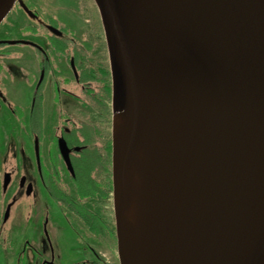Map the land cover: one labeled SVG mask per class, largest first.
<instances>
[{
  "label": "water",
  "instance_id": "95a60500",
  "mask_svg": "<svg viewBox=\"0 0 264 264\" xmlns=\"http://www.w3.org/2000/svg\"><path fill=\"white\" fill-rule=\"evenodd\" d=\"M15 2L0 0V24ZM96 3L113 110L128 120L118 164L113 130L120 264L122 199L151 98L228 113L179 183L147 264H264V0ZM60 146L74 176L64 138Z\"/></svg>",
  "mask_w": 264,
  "mask_h": 264
},
{
  "label": "flooded vegetation",
  "instance_id": "af4514ba",
  "mask_svg": "<svg viewBox=\"0 0 264 264\" xmlns=\"http://www.w3.org/2000/svg\"><path fill=\"white\" fill-rule=\"evenodd\" d=\"M95 8L100 24L86 27L84 17ZM6 18L0 24V236L13 240L2 227L18 194H46L64 206L53 196L60 193L62 162L68 169L60 140L70 149L75 178L74 157L86 148L77 143L78 116L83 105L109 99L111 66L96 0H16ZM44 223L21 245L24 264H58ZM81 235L86 256L75 264H119L103 256L114 238L118 253L116 231L86 227Z\"/></svg>",
  "mask_w": 264,
  "mask_h": 264
},
{
  "label": "bare ground",
  "instance_id": "6f19581e",
  "mask_svg": "<svg viewBox=\"0 0 264 264\" xmlns=\"http://www.w3.org/2000/svg\"><path fill=\"white\" fill-rule=\"evenodd\" d=\"M126 112L119 107L113 110L116 164L126 142ZM146 113L122 199L123 264H147L179 183L228 111L183 110L178 104L151 98Z\"/></svg>",
  "mask_w": 264,
  "mask_h": 264
},
{
  "label": "rangeland",
  "instance_id": "374dc122",
  "mask_svg": "<svg viewBox=\"0 0 264 264\" xmlns=\"http://www.w3.org/2000/svg\"><path fill=\"white\" fill-rule=\"evenodd\" d=\"M89 17L90 19H87L88 17L86 18V16L84 17L86 27L100 24L96 8L90 12ZM7 23L8 18L3 21L2 27L5 28ZM110 82L111 91L109 99L104 100L107 104L106 106L109 107L83 105L84 112L83 114L79 113L78 116V129L82 128L83 132H79L81 137H78L77 143L78 145L88 146L74 157L79 171L84 163L82 160L90 162V157L93 158L95 155H98L100 160L105 159V165H108V168L104 167L103 169L101 166L95 168L93 175L97 181L93 177L95 186L94 197L83 198L79 201L76 200L75 209L79 211L81 208H88L89 210L86 211L102 217L105 219L107 225L111 227L115 235L116 223L113 203V86L111 71ZM110 154L111 162L106 158ZM61 168L59 175L61 178V188H65L66 190L70 188L73 194L82 191V189H79V183L73 182L71 174L64 162H62ZM105 182H109L108 185L110 186L107 191L108 195L103 196L102 193H96L97 190L103 187L102 183ZM13 191L12 189L9 193L10 197L12 194H15V191ZM63 205L62 207L61 204H56L46 194L36 197H26L23 194H18L12 205L10 216L6 224L2 227V230H11L12 235L10 236L13 240H6L2 235L0 236V264H24L25 262L23 260L18 259V252L22 247L21 245L24 243V239L28 237L29 232L44 230L45 220H47L46 228L55 243L54 252L56 253V261L58 264H75V262L85 258L86 250L83 248L85 245L82 243L84 239H82L81 235V230H86L85 224L77 213L70 210L71 207H66L70 204L63 203ZM101 250L104 252V249ZM104 254L103 256L108 260H119L120 264L115 238L111 240L110 250L104 252Z\"/></svg>",
  "mask_w": 264,
  "mask_h": 264
},
{
  "label": "trees",
  "instance_id": "16d2710c",
  "mask_svg": "<svg viewBox=\"0 0 264 264\" xmlns=\"http://www.w3.org/2000/svg\"><path fill=\"white\" fill-rule=\"evenodd\" d=\"M110 91H111V82H110V86L108 89V92H109L108 94H110ZM106 105L107 104L105 103V101L102 100L99 107L100 106L103 107ZM106 107H109V106H106ZM79 131L83 132V129L79 128ZM78 137H80V136H78ZM85 147H88V146L86 145ZM110 151H111V147H110ZM106 158L109 160V162H111V159H110L111 154H110V156H108ZM89 160H91V161L85 162V160H82L84 163L82 164V168H80V171L78 169V164H76V176H75V178H72L73 182L79 183L78 184L79 189L80 190L82 189V191H79V193H77V194H73L71 192L70 188L68 190H66L65 188H61L59 195L56 194L55 192L53 193V196L56 199L60 200L62 203H65V204L70 203L71 204V201L76 202V200L79 201L83 198H88V197L93 198L94 197L93 194L95 191V186L93 183V177H94V180L97 181V179L93 175L95 168H97L98 166H101V168L103 167V169H104V167L108 168V165L106 166L105 165L106 164L105 159L100 160L98 155L93 156V158L90 157ZM98 164H100V165H98ZM88 172H89V176H88ZM57 180H58V178H57ZM108 183L109 182L102 183L103 187L101 189L97 190L96 193H102L103 196L108 195L107 191L110 187L108 185ZM60 184H61V181H60ZM60 187H61V185H60ZM72 209L74 210L75 213H77L79 215L80 219L83 221V223H85L86 227L92 228L94 230H112L111 227L107 225L105 219H103L102 217H99L97 215L92 214L90 211H86V210H89L88 208H81L79 211H76V209H74L71 206V210Z\"/></svg>",
  "mask_w": 264,
  "mask_h": 264
}]
</instances>
